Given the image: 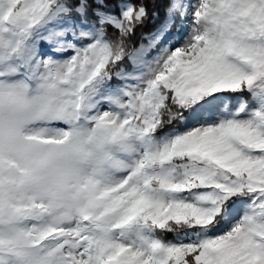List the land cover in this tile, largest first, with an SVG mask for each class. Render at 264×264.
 <instances>
[{
    "label": "snow or ice",
    "instance_id": "6c2138e0",
    "mask_svg": "<svg viewBox=\"0 0 264 264\" xmlns=\"http://www.w3.org/2000/svg\"><path fill=\"white\" fill-rule=\"evenodd\" d=\"M0 264H264V0H0Z\"/></svg>",
    "mask_w": 264,
    "mask_h": 264
},
{
    "label": "trees",
    "instance_id": "16d2710c",
    "mask_svg": "<svg viewBox=\"0 0 264 264\" xmlns=\"http://www.w3.org/2000/svg\"><path fill=\"white\" fill-rule=\"evenodd\" d=\"M161 7V17H163V5L160 6ZM159 26V21L157 22V24L152 25L149 24L147 27H145L144 29H138L137 30V35L134 37L135 42L138 44L140 42V35L141 32H151L153 31L156 27ZM171 238V237H169Z\"/></svg>",
    "mask_w": 264,
    "mask_h": 264
}]
</instances>
